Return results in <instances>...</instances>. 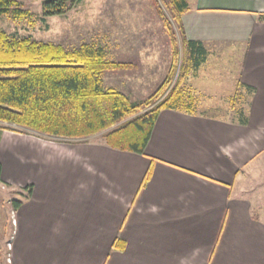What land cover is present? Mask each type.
<instances>
[{
	"label": "crops",
	"instance_id": "obj_1",
	"mask_svg": "<svg viewBox=\"0 0 264 264\" xmlns=\"http://www.w3.org/2000/svg\"><path fill=\"white\" fill-rule=\"evenodd\" d=\"M187 2L192 110H161L141 154L0 131V262L264 264V0Z\"/></svg>",
	"mask_w": 264,
	"mask_h": 264
},
{
	"label": "trees",
	"instance_id": "obj_2",
	"mask_svg": "<svg viewBox=\"0 0 264 264\" xmlns=\"http://www.w3.org/2000/svg\"><path fill=\"white\" fill-rule=\"evenodd\" d=\"M149 1L168 31L172 58L166 76L143 102L103 88L101 74L124 64L104 60L90 47L67 52L0 30V131L80 140L107 130L99 138L105 145L141 154L161 110L191 111L185 81L204 63L207 51L202 43L185 37L181 17L187 0ZM79 2L44 0L43 16L63 14ZM7 13L25 14L15 1L0 0V15ZM240 89L237 83L231 107L240 99Z\"/></svg>",
	"mask_w": 264,
	"mask_h": 264
},
{
	"label": "rangeland",
	"instance_id": "obj_3",
	"mask_svg": "<svg viewBox=\"0 0 264 264\" xmlns=\"http://www.w3.org/2000/svg\"><path fill=\"white\" fill-rule=\"evenodd\" d=\"M13 1L25 14H1V31L14 38L51 43L67 52L90 47L101 53L104 60L124 64L104 71L102 85L104 89L121 92L131 102L148 99L169 70L170 36L149 0H80L63 14L52 16H43L44 0ZM179 66L180 57L176 73ZM106 131L90 137L99 139ZM256 170L257 177H264V167ZM8 213L0 209V257L5 254V241L13 229V216L10 220Z\"/></svg>",
	"mask_w": 264,
	"mask_h": 264
},
{
	"label": "built area",
	"instance_id": "obj_4",
	"mask_svg": "<svg viewBox=\"0 0 264 264\" xmlns=\"http://www.w3.org/2000/svg\"><path fill=\"white\" fill-rule=\"evenodd\" d=\"M7 261H9V260L7 259Z\"/></svg>",
	"mask_w": 264,
	"mask_h": 264
}]
</instances>
